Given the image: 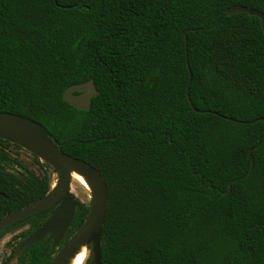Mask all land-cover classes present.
<instances>
[{
  "label": "trees",
  "instance_id": "trees-1",
  "mask_svg": "<svg viewBox=\"0 0 264 264\" xmlns=\"http://www.w3.org/2000/svg\"><path fill=\"white\" fill-rule=\"evenodd\" d=\"M238 6L264 14V0H0V113L100 172L102 264H264V32ZM90 80L88 112L63 101ZM12 149L0 140V219L52 188L53 168ZM90 204L55 246H24L55 208L3 230L25 228L4 264H51Z\"/></svg>",
  "mask_w": 264,
  "mask_h": 264
},
{
  "label": "water",
  "instance_id": "water-1",
  "mask_svg": "<svg viewBox=\"0 0 264 264\" xmlns=\"http://www.w3.org/2000/svg\"><path fill=\"white\" fill-rule=\"evenodd\" d=\"M229 15L246 13L261 20L264 32V14L243 6L226 10ZM192 75L190 74V82ZM98 96L94 80L69 87L63 93V101L78 111L88 112L93 99ZM188 99L190 100L189 96ZM0 140L19 146L46 163L58 175V188L52 190L42 199L12 212L0 219V233L9 226L35 216L50 208H55L49 220L36 231L24 244L34 245L44 239L54 246L64 239L75 219L77 199L71 187V171L86 177L92 187L89 214L81 228L58 251L51 264H65L72 254L85 243L91 253L93 264H102L101 243L109 206V193L104 178L90 164L65 154L52 135L40 124L26 117L0 113ZM252 153V152H251ZM250 153V155H251ZM90 257V256H89ZM88 260V258H87ZM87 260L85 264L87 263Z\"/></svg>",
  "mask_w": 264,
  "mask_h": 264
},
{
  "label": "rangeland",
  "instance_id": "rangeland-1",
  "mask_svg": "<svg viewBox=\"0 0 264 264\" xmlns=\"http://www.w3.org/2000/svg\"><path fill=\"white\" fill-rule=\"evenodd\" d=\"M14 158L21 161L26 167L29 169L36 171L38 173L41 172L39 165L37 164L35 158L29 152L21 149H12L11 151ZM49 174L52 178V190L57 187L58 183V175L54 172V170H48ZM73 195L76 197L78 201L85 205H89L91 203V192H89L83 186H79L75 181L72 183L71 187ZM25 229V228H24ZM24 229L18 230L15 234L8 235L5 239L0 241V264H4L7 262L8 258L11 256L12 249L17 245V241L14 240V237L20 234ZM90 256V251L88 250V258ZM8 264H15V261H11Z\"/></svg>",
  "mask_w": 264,
  "mask_h": 264
},
{
  "label": "bare ground",
  "instance_id": "bare-ground-1",
  "mask_svg": "<svg viewBox=\"0 0 264 264\" xmlns=\"http://www.w3.org/2000/svg\"><path fill=\"white\" fill-rule=\"evenodd\" d=\"M71 175L73 181H75L79 186H83L89 192L92 191L91 183L86 177H84L82 174L76 171H71ZM56 188H58V185ZM87 257H88V244L85 243L72 254V256L66 261L65 264H85Z\"/></svg>",
  "mask_w": 264,
  "mask_h": 264
},
{
  "label": "flooded vegetation",
  "instance_id": "flooded-vegetation-1",
  "mask_svg": "<svg viewBox=\"0 0 264 264\" xmlns=\"http://www.w3.org/2000/svg\"><path fill=\"white\" fill-rule=\"evenodd\" d=\"M61 249V248H60Z\"/></svg>",
  "mask_w": 264,
  "mask_h": 264
}]
</instances>
